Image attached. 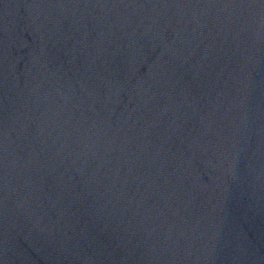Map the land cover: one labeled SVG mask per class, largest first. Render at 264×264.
I'll use <instances>...</instances> for the list:
<instances>
[{"label": "water", "instance_id": "obj_1", "mask_svg": "<svg viewBox=\"0 0 264 264\" xmlns=\"http://www.w3.org/2000/svg\"><path fill=\"white\" fill-rule=\"evenodd\" d=\"M0 264H264V0H0Z\"/></svg>", "mask_w": 264, "mask_h": 264}]
</instances>
